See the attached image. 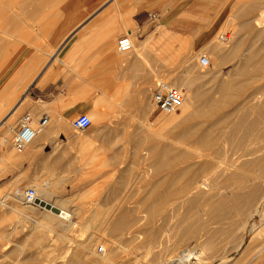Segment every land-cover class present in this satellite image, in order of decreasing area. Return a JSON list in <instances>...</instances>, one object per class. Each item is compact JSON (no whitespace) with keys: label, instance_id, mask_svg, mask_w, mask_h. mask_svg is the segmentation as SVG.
<instances>
[{"label":"rangeland","instance_id":"obj_1","mask_svg":"<svg viewBox=\"0 0 264 264\" xmlns=\"http://www.w3.org/2000/svg\"><path fill=\"white\" fill-rule=\"evenodd\" d=\"M251 1L252 0H250V1L249 0L232 1V3L230 4V8H229V14L223 20V23L220 26V28H223L222 32H221V29L219 28L220 38L218 41H222V46H223V50H224L223 52H226L229 50L232 51L234 48L233 46H235L234 45L235 42L240 39L239 45H238V47H240V48L238 49V47H237V49L239 51L237 49H234L236 51L234 58L232 56V59L231 58H229V60L227 59L228 61L223 60L222 59L223 57H221L223 53L220 50L215 49L212 46V44H210L211 43L210 39H208L204 43H201V45H199L198 48L186 46L183 48L177 47L175 49L173 47L172 48L170 47L167 49L166 52L161 53V55H159V56L157 55V58H156V57H154V54H152V53L156 52L155 49L158 47V44L155 43V45H153V47H152L151 54L148 55V58H152L154 65L160 64L159 63L160 61H165L166 69L161 70V67H160V69L156 70V69H153L151 66L147 67V68H149V71H150L149 75H151L150 87H152L155 84V82H157L158 80H166V81L172 83V81H174V79H177L176 76H179L181 74L179 76V77H181L182 73L184 71L187 73L190 71V73L192 72L195 74H199V72H200L199 67L194 68V67H191L192 65L187 66L184 63V60H185L184 56L185 57L191 56V58H192V55L194 54L192 52H195V51H198L197 53L204 52L206 54V56L208 57V59H209L208 69H205V71L207 70L209 72L208 74H211V72H213L214 74L217 73L218 75L219 74L220 75L225 74L224 71L229 70L232 67V65L235 64L234 66H236V60L238 61L237 53L241 54L242 51H244L243 53H249V51H251V49H252L253 51L254 50L258 51L261 55H264V46H262L260 39L258 38L259 39V41H258V39L256 38L257 36L254 35L255 36L254 37L252 35L254 30L257 31L258 28L256 29L255 26L251 24L250 27L253 26V29L251 31H249V33H248L247 31L245 32L243 30L244 27L241 26L242 25L241 22L245 19L242 17V15H243V13H245V11L247 9L246 7L249 6V3ZM254 2L256 3V5L253 9H250V11L251 10H253V11L250 12L251 14H249V18L251 15L256 16L257 14H259L258 12H261V6L259 4L260 1L254 0ZM37 3H38V1H35V0H0V30H3V29H6V30L8 29L9 31L12 30L15 32V34L17 36L16 37L17 41L14 39V41H16L17 43L13 42V44L11 45V42L6 43L3 40L4 38H8V37H5L6 35L4 36V34H2V32L0 31L1 32L0 35L2 34L4 36L3 39L1 38L2 35L0 37V53H1L0 54V62H2L4 60V54H6V57L7 56L12 57L11 61H12V63H14V64H11L10 66L3 68L2 71H0V89L4 85V83L7 81V79L9 78L11 73L13 72V70L20 64V62L22 63L25 60V56L31 54L34 58V63L36 64V67H37L36 68L37 71H35L33 74V81L38 78L39 74L45 69L46 63L48 62V59H46L47 57H45V55H43V53H42V49L41 50L40 49H32V50L29 49V47L31 46L32 43H33L32 44L33 46H41V45L44 46V44H45V41L42 40L41 38L37 39L39 36L35 32L36 27H33V24H31L33 19H30L28 17L30 12L31 11H39V10H44V11H46V10H65V9L67 10L68 8H71L70 7L71 4L66 3L65 0H44L42 3L43 6L39 5V4H41L40 2L38 4ZM73 4H75V3L73 2L72 5ZM11 6H12V8L15 7V9L19 8L18 11L23 10V12L21 11L22 15L20 14L22 17H19V20L17 18H15L14 14H12ZM258 8H259V11H258ZM238 13L241 14V16ZM237 17H239V18L237 19ZM246 18L249 19L248 17H246ZM251 18H252V16H251ZM159 25H160V23H158L157 21H154V22L148 21L145 24V28L152 31V30H155V28ZM20 28H21V30H18ZM124 28L125 29H123V31H120L117 35L114 36L113 51L115 53H117V59H118L117 60L118 65L115 67L114 72L115 71H117V72H116V74L111 75V78H112V80L110 81L111 87L108 90H104V92L109 95L113 91L116 90V87L118 84H121V85L127 84L126 92L128 93V96H129L128 98L130 100H132V98L133 99L134 98H142L144 102H147L149 104H153L152 92L150 95L149 93H145L142 90L143 86L146 85L145 81H144L145 75L144 74H134V72H131V70L129 68H127V65H121L120 64V62H122L121 60L123 58L131 57V56H133V54L136 55V52H139V49L137 50L138 44L140 42H142L143 40H145L147 36H146V34L143 33V31L137 29L134 26L131 27L130 25L126 24ZM158 29H159V27L156 28V31ZM128 30H131V32H132V34L130 33L132 38L128 35L132 41V47L130 50H128L126 52L119 53L116 50V41H117L119 36L127 34ZM14 32H12V33L14 34ZM251 32H252V34H251ZM21 33H23V34H21ZM251 35L253 38H256L257 41L253 42V38L251 37ZM28 36H30V37H28ZM137 36H138V38H137ZM43 37L44 36L42 35V38ZM19 39H20V41H19ZM244 40H246V41L244 42ZM150 41H152V40H150ZM14 43H15V45H17L15 47V49H13V47H12V49L9 48L11 46H15ZM151 46H152V42L150 43L149 41H147L146 47L151 48ZM259 46H261V49L259 48ZM212 47L214 48V50ZM185 49L187 52L185 51ZM189 49H190V51L191 50L192 51L189 52ZM183 51H185L184 54H183ZM15 52H16V54H14ZM20 53H21V56H20ZM46 53H48V52H46ZM49 53H51V51ZM137 54H139V53H137ZM140 54H139V56H142V53H140ZM14 55H17L18 58L17 57L15 58ZM167 55H169V57L167 58V60H165V56H167ZM182 55H184V56H182ZM13 59L16 62L13 61ZM36 61H37V63L42 62V64L39 65L36 63ZM220 63H221V65H220ZM257 63H258V61L255 62V65L252 64L249 66V68L247 67L249 69V70L247 69L249 74H250V71L253 72V70L255 69V68H253V65L255 67L258 65ZM188 67H189V69L187 70ZM162 68L164 69V66ZM227 68H229V69H227ZM217 70H218V72H217ZM261 70H262V68H261ZM185 74H184V77H185ZM241 75H240V73L236 74L233 71L231 73V77H233L239 81H241V79H244L245 77L246 78L249 77V75L245 76V77H244V75H242V76ZM255 76H258V77H256L254 79L255 81L252 80L253 82L251 81V85H248V86L253 87L252 89L257 87L258 89L262 88L264 90V84H262V83H264V70L258 72L257 75H255ZM33 81L31 80L29 85L26 86L27 88L23 87V86H22V88H19V90L17 91V96L15 98H13L14 100H11L12 103L9 106L7 105L4 107V110L2 113L4 115H2L0 117V119L8 113L11 106L13 107V105L17 102V99L19 97L23 96V94H26L30 100V102L26 103L24 107L29 106V105H32V106L36 105V103H34L36 100V97H35V95L31 96V92H30L31 91L30 85ZM259 86H260V88H259ZM155 87H156V85H154L153 89ZM124 90H125L124 88L121 89V94L124 93ZM182 91H183V93H185V91L183 89H182ZM261 92H263V91L261 90ZM119 99L121 101L122 96ZM120 101H118V98L116 99L117 103H119ZM24 107L17 109V112L15 111V113L12 117V120H9V121H11V123L8 121L9 123L3 124L2 128L0 129V131L1 130L4 131L6 129L5 134H1L0 137L5 138L6 133H8L7 140H8V145H9L8 150L5 149V147L0 146V155H1V158L3 161L2 162L3 164L0 163V202L3 201V203H4L3 205L2 204L0 205V215L2 214V216H6L5 218L0 216V217H2V219L0 218V264H60V263L61 264H70L69 262L65 263L67 260L65 257H67L69 254H71L72 248H74V249L78 248L79 242L87 244L89 246V249H94V251L100 255V254H103L105 252V250L106 251L109 250V248L111 247L110 244L112 243L113 239H115V242L119 241L118 244H119V246H121V247H118V249H117L118 252H116L119 254V256H118V254H116V256L114 257V261L116 264H148V263L149 264H156L158 261L161 260L162 255L165 257L168 254L170 256L172 253L173 256L174 255L179 256L180 251L183 250V247L184 248L187 247L188 249H193V250L195 248L194 251L197 252V255H199V257H198L199 258L198 259L199 264H219L218 263L219 257H221V255L229 258L228 264H235L236 262L237 263L240 262L239 264H244L245 259H243L242 261H241V259H239L241 257L239 255L242 253V249L241 248L234 249L233 246L231 247V244H233L234 242H232V241L230 242L229 240H233L232 237L226 239L229 242L224 240L225 242H227V244L222 241V243L224 244L223 250L221 249L220 252L215 253L216 255H214V254L208 255L206 252H204V254L202 255L203 256L202 258L200 256V254L198 253V250H200V247L196 243H194V242L190 243L187 241H183L184 243L179 242L180 238H181V240H183L184 238L183 239H182V237L178 238L181 231L179 230V226H178V224H176V222L178 223L177 218L181 217V215L184 213L185 210L183 208L182 209L180 208L179 211L177 212V216L179 215L178 217L175 214L174 217L173 216L171 217L172 219L169 218V220L167 219L166 221H162V220H160V217L158 216L150 222L145 221V218L147 217V212L145 210L147 209V206H149L153 203L152 201L154 199V198H152L151 200H149L147 198V195H148L149 191H151V187L154 186V187H152V188H154V193H153L152 197L156 196L155 197V199H156V198H159L160 196H162V194L164 193L163 190H165V189H163V187H164L163 185L162 186L159 185L161 183L160 180L165 178V175L170 170V169L168 170V168L167 169L164 168L165 170H163V171L161 169H159V175L157 174V175L153 176V173L155 171V168H154L155 166L153 164H155V163L152 161L154 159H156L157 156L154 159H152L151 161H142V162L141 161H134V162L132 161V162H128V163L122 162V163L117 164L116 163L117 161L113 160L112 162L110 161L112 164L109 162L111 165L108 163L107 165H104V166L101 164V162H95V163L87 164L81 170L75 169L76 166L79 165L80 162L69 161V162H64V167L59 171H55L56 173H54L53 176L50 175V172L49 173L44 172V170L42 168L44 162H42L40 160L41 159L40 155L46 152L45 151L46 147H43L41 153L37 154L33 159H30L28 161H24L20 164H14L13 162H11V160L7 161L9 159H7V160L4 159L5 157H3L2 155L3 154L7 155L6 150H7L8 154H9V152H13V154L15 153L14 155L17 154L11 148V144H10L11 132H9V129L12 128L16 124L17 119L22 114L29 112L30 115L35 120L39 116H41V112L44 109L43 108L42 110H39L38 114H35L33 111L26 110V108L24 109ZM103 108L106 112V117L104 119H101V120H98V119L96 121L94 120L95 122L93 121L91 126L85 132L86 136L91 137L92 140L94 141V142L93 141L92 142L95 143V145L93 144L90 147L92 151L89 154L83 155V154L76 153V152L72 153V151H71L72 147H68V148H65V150H64V152H65L64 157H66V158H81V157L118 158L120 161L127 159V158H130V157H134V156L135 157H142V156L152 157L153 155L151 153V148L153 147V144L155 142L174 143L176 138H177V132H176L177 130H176V127L173 125H171L169 127L167 126L168 128L156 129V126H155V122H156L155 120H157L156 115L160 114L161 116L159 115L160 117L158 116L157 118H162V119L167 118L166 117L167 115L165 116V114L161 113L159 110H156L155 105H154V110L147 117L148 121L147 120H145V121L141 120L142 119L141 114L137 111L136 107L131 106L129 104H127L126 106H121V105L116 106L114 104H110V105L103 106ZM36 115H37V118H35ZM88 115L90 117V114H88ZM131 115H135V116L132 117ZM50 120L65 121L61 118H59V119L54 118L53 119L52 117H50ZM146 124H147V126H146ZM67 125L69 126V123H67ZM156 125H158L157 122H156ZM114 126H117V128L113 129L112 127H114ZM172 127H174V129ZM109 128H112V129H109ZM123 130L129 131L132 134V136L128 137V138L126 136H123L121 133ZM73 132L75 133V131H73ZM107 137H109V139ZM171 140H173V142ZM134 141H139L140 144H138V145L132 144V142H134ZM104 143H107V144H104ZM173 147L175 148L174 145H173ZM96 148H98V151L94 152L95 150H93V149H96ZM3 150L5 151V153L1 154V151H3ZM10 154H12V153H10ZM19 154L20 153H18L17 155H19ZM157 158H161V154ZM11 163H12V165H11ZM130 164H131V167H130ZM132 167H134L135 169L134 168L132 169ZM138 167H139V169H138ZM151 168H153L154 170ZM119 169H120V172H119ZM121 169H122V171H121ZM51 174H53V173L51 172ZM133 174H134V176H133ZM120 176H121L120 181L123 182V180H125V182H123L122 185L120 184L121 182H119V180H117V178ZM37 177L41 178V180L50 179V180H52V182L57 181L58 183H61V184H62V182L65 181L63 183V185H60V184L57 185L56 183H53V185L50 186V190L52 189V190L56 191V192L52 193L53 194L52 198H54V199H59V198L60 199H62V198L63 199H69V200H67L68 201L67 202V208L70 212H72V220L75 222L73 224V227L70 229L71 231H68L66 233V232H64V230L61 229V226L59 225V223L57 221H54L53 224H51L48 220L43 219L41 217L42 216L41 213L45 212V211L42 209V206H37L36 207V213H31V211L26 209V207H25L26 204L24 205L23 203H20V202L14 203V200L12 198L13 197L12 194L15 190L14 188H19L21 191H23L25 188L31 187L28 185L30 179H34ZM122 177H124L126 179H124ZM121 179H123V180H121ZM61 180H62V182H61ZM126 180H127V183H126ZM116 181H118L117 183H119L120 185H116ZM157 181L159 183H157ZM142 182H143V184H142ZM144 183L146 185H144ZM141 184H142V186H141ZM152 184H154V185H152ZM118 187H119V189L116 190V188H118ZM124 187H125V189H124ZM111 188L116 191V194L115 193L114 194L109 193V190ZM159 193H160V195H159V197H157ZM154 194H156V195H154ZM117 196L118 197L120 196L119 199L117 198ZM125 198H127V200ZM117 200H119L118 203H117ZM124 200H125V203H122V201H124ZM119 203L122 205L124 204L123 206H125V207H127V206L130 207V209L132 207V209L130 211L133 212L131 214H134V215L131 217H136V215H138V216L140 215V216H143V219H144L143 223L144 222L149 223L148 224L149 227L146 224H145L146 226L144 225L145 229H143V227H141L142 232L140 230V232L134 233V235H132L133 237L135 236L134 238L131 235H129V239L131 241L130 240H128L129 242L124 241V242H126V243L123 242L125 245L123 243H121L123 241L122 238L120 239L119 235L117 237V235L115 233H112V231L110 230V226L107 225V223H109V221H111L110 219H114L115 215L117 214L116 213V212H118L117 206L119 205ZM149 203H151V204H149ZM14 204L16 205L17 211H16ZM122 205H120V206H122ZM196 207H198V206H196ZM10 208H11V210H10ZM203 208H205V206L199 207V209L201 210L200 212L203 211V214H204ZM12 209H14V210H12ZM77 210H79L80 214L75 215ZM74 211H76V212L74 213ZM181 212H183V213H181ZM93 213L94 214L99 213L98 215H100V216L97 215V217L92 218L91 215ZM178 213H180V214H178ZM202 215H201V218L205 221L204 218H207L208 215L207 214H205L204 216H202ZM206 215H207V217H205ZM40 218H41L40 221L43 222L42 224H44V223L47 224V226H49L50 229L48 227L43 228L40 225L36 224L37 219H40ZM208 219H209V217L206 219V222L209 223V224L207 223V225H209V226H207L206 228L209 229V228H211V225H210L211 221H209ZM87 221L90 223L91 222H93V223H91L92 225L91 224L89 225V228H86L83 230L82 224H85L84 222H87ZM101 223H102V225H101ZM254 223H256L254 226V228H256L258 226V223H259L258 215H254L253 218L250 220L249 224L247 225L246 237H249L250 227ZM142 224H140V226ZM164 224L166 226H164ZM174 224H176V225H174ZM211 224L214 227L213 222ZM173 225H174V227H173ZM140 226H138V227L140 228ZM177 226H178V228H177ZM34 228H37L38 230L36 229L37 230L36 231ZM181 230H182V228H181ZM39 231H40V233H39ZM177 231H178V233H177ZM203 231H205V229ZM203 231L200 234V235H202V236H200L201 239H203V234H202V233H204ZM61 233H63V234L65 233L69 238L71 237L70 239L72 241L66 240L65 244H63V246L60 245V242L57 240V238L59 237V235ZM147 235H149V236L152 235L153 237H155V239H156L155 245L156 246L153 245L154 249H153V247L151 248L150 244L148 243V241L152 240V239H150L151 237H149ZM177 235H178V237H177ZM40 237L42 238L41 241H40V239H36V238H40ZM34 238L37 240L36 242H35ZM90 238H91V241H93V242H91V244H90V241L88 243V240ZM118 239H120V240H118ZM155 239H153V240H155ZM220 239L222 240L221 237H220ZM158 240H159V242H157ZM145 241H147V242H145ZM190 241H192V240H190ZM185 242H187V243H185ZM35 243H37V244H35ZM127 243H129V244H127ZM178 243L180 246L178 245ZM229 243H231V244H229ZM93 244H94V246H92ZM103 244H107L108 246H104ZM111 245H113V244H111ZM163 247H165L166 249ZM196 247H198V248H196ZM221 247H222V244H221ZM111 248H110V250H111ZM170 248L171 249L174 248V249L171 250ZM111 251H112V253H114L113 250H111ZM87 252H88L89 256L92 254V252L90 250H87ZM119 252H121V253H119ZM67 253H68V255H67ZM93 256L96 258H99V257H97L98 255L93 254ZM182 263L185 264L186 262L183 261V262H181V264ZM262 263H264V260H262L260 262V264H262Z\"/></svg>","mask_w":264,"mask_h":264},{"label":"bare ground","instance_id":"obj_2","mask_svg":"<svg viewBox=\"0 0 264 264\" xmlns=\"http://www.w3.org/2000/svg\"><path fill=\"white\" fill-rule=\"evenodd\" d=\"M35 1H38V3L40 2L41 4H39V5L43 6L42 3L44 0L43 1L41 0L42 2L40 0H35ZM259 1H260L259 4L261 6V12H258L259 11V8H258L257 12L259 14H257L256 16L251 15L252 18H251V16L249 18V14H251L250 12L253 11V10L250 11V9H253L256 5L254 0H252L250 3L248 2L249 6L246 7L247 9H246L245 13H243V15H242V17L245 19L242 22L241 21L240 22L242 24L241 26L244 27V29L243 28L242 29L245 32L247 31L249 33V31H251L253 29V26L250 27L251 24L254 25L256 29L258 28L257 31L254 30V32L252 31L253 34H252V32H251V34L253 36L254 35L257 36L256 38L257 39L259 38L261 43H262V46H264V0H259ZM18 9H15V7L12 8V6H11L12 14H14L15 18H17L19 20V17H22L21 11L23 12V10H21V11L19 10L20 11L19 12ZM239 15L241 16V14H239ZM239 17H237V19ZM246 17H248L249 19H247ZM124 25H126V24H124ZM220 29L222 32L223 28H220ZM18 30H21V28ZM0 31L2 32V34H4V36L6 35L5 37H8V38H4V36L2 34H1L2 37L0 35V37L2 39L4 38L3 40L6 43L11 42V45H12L13 42L17 41L16 40L17 36H16L14 31H12V30L9 31L8 29L7 30L3 29ZM12 32H14V34ZM218 32H219V30H218ZM218 32L217 33L215 32V35L211 37V39H210L211 43L210 44H212V46L215 49L220 50L223 53L221 56V57H223L222 58L223 60L226 61L227 59L229 60V58L232 59V56L234 58L235 53H236V51L234 49H237L240 39L235 42V44H234L235 46H233L234 48L232 51L229 50V51L223 52L224 50H223V46H222V41H218L220 38V35H219L220 32L219 33ZM45 33H46V31H45ZM21 34H23V33H21ZM128 35L132 38L130 33ZM252 35H251V37H252ZM55 36H53V38H55ZM129 36H128V38H129ZM28 37H30V36H28ZM192 37H190V38H192ZM39 38H37V39H39ZM150 38H151V35L147 39L143 40L142 42H140L138 44L137 50L139 49V52H136V57L142 58L145 60V57H146L145 55L147 53H150L148 51V49L146 48V43H147V41L150 40ZM256 38H253V42L257 41ZM14 39L16 41H14ZM50 39H51V37H50ZM259 39H258V41H259ZM129 40H130L131 47H132V41L130 38H129ZM19 41H20V39H19ZM189 41L190 40L188 39L187 43ZM245 41L246 40H244V42ZM190 42H192V41H190ZM190 42H189V45H191ZM14 45H15V43H14ZM46 45H48V43ZM189 45L187 44V46H189ZM16 46L17 45L11 46L9 48L12 49V47H13V49H15ZM214 48H213V50H214ZM239 48L240 47H238V49ZM259 48L261 49V46H259ZM186 49H185V51H186ZM185 51H183V54L185 53ZM191 51L189 49V52H191ZM197 52L198 51L192 52V53H194L192 55V58H191V56H186V57L184 55H182V56H184V58H185V60H184L185 65H187V66L192 65L191 67H194V68L199 67L200 68L199 74H195L192 72L190 73V71L187 73L184 71L187 75L183 72L182 73L183 77L182 76L179 77L181 75L180 74L179 76H176L177 79H174V81H172V83L169 82L171 85L177 87L182 92V94H183L182 103L176 109L172 110L171 112H161V113L165 114V116L167 115L166 116L167 118H163V119L157 118V120H156V122L158 123V126L160 128H163V127L168 128L171 125L175 126L176 130H177V131L175 130L177 132V138H176L174 143H169V142L165 143L166 145L164 147L163 154H161V158H156L152 161L155 163L153 165L155 166L154 168L156 171V172L154 171L153 176H155L157 174L159 175V169H161L163 171V170L168 168V170L169 169L170 170L165 175V178L160 180V182L162 184L160 183L159 185H161V186L163 185L164 186L163 189H165V190H163L164 193L162 192L163 193L162 196L159 197V195H160V193H159L157 196L159 198L155 199L156 196L152 197L153 193H154V188H152V187H154V186L151 187V191H149V193L147 195V198L149 200H151L152 198H154L155 200L153 199V201H152L153 203L150 201L152 204L149 203L151 205L147 206V209L144 207L146 209L145 211L147 212V217L145 218V221L150 222L158 216L160 217V220H162V221H166L167 219L169 220V218H171L172 216L174 217L175 214L177 216V212L179 211V209L183 208L185 211H184V213L181 212L183 214L181 215V217L177 218L178 223L176 222V224H178V226H179V230L181 231V233L179 232L180 233L179 237H178V235H177V237L178 238L182 237V239L184 238L183 240H181V238H180L179 242L187 241L190 243L191 242L196 243L200 247V250H198V253L200 254V256L202 258L203 257L202 255L204 254V252H206L208 255L209 254L216 255L215 253L220 252L221 249L223 250L224 244L222 243V241L223 242L228 241L226 239L232 237V239L234 241L233 240H229V241L230 242L232 241L234 243L233 244L229 243V244H231V247L233 246L234 249H238V248L242 249V253L240 255L239 254L238 255L241 256L239 258V259H241V261L243 259H245L244 264H260V262L262 260H264V90L262 88L258 89L257 87L252 89L253 87L248 86V85H251L252 80L255 81L254 79L256 77H258L255 75H257L258 72L264 70L263 69L264 68L263 67L264 66V57H263L264 55H261L258 51H255V50L253 51L252 49H251V51H249V53H243L244 51H242L241 54L237 53V57H238V61L236 60V66L237 67L234 66L235 65L234 64V65H232V67L230 69L227 68L229 70L224 71L225 74H223V75L219 74L220 75L219 76L217 73L214 74L213 72H211V74H208L209 72L207 70L205 71V69H208V65L202 66L199 64L198 58H199V55L201 54V52L200 53H197ZM121 53H123V52H121ZM137 53H139V54L142 53V56H139V54H137ZM14 54H16V52ZM54 56L55 55H53V57ZM11 58L12 57H8V56L6 57V54H4V60L2 62H0V65H1L0 71H2V69L5 67L10 66L11 64H14V63H12ZM14 59H13V61H15ZM257 61H258L257 64L259 66L257 65L258 67L257 66L254 67L255 62H257ZM147 63H148V61H147ZM148 64H147V66H148ZM252 64H254L253 68H255V69L253 70V72L250 71V74H249L248 68ZM220 65H221V63H220ZM36 68H37L36 64L34 65L33 61H31V59L27 58L26 60H24L19 66H17L13 70V72L11 73V75L9 76V78L7 79V81L4 83V85L2 87L9 84V85H12L11 87L14 88V87L18 86L17 85L18 81H21L20 86L26 87L27 85H29L31 80L33 81V74L35 71H37ZM261 68H262V70H261ZM188 69H189V67L187 68V70ZM232 71L235 72L236 74L240 73V75L242 74V75H244V77L249 75V77H247V78L245 77L244 79H241V81L236 80L235 78L231 77ZM217 72H218V70H217ZM184 74H185V77H184ZM160 81H166V80H158L157 82H155V84H157ZM15 82L17 84H15ZM262 84H264V83H262ZM259 88H260V86H259ZM182 89L185 91V93H183ZM261 90L263 92H261ZM0 92H1V90H0ZM119 93H121V92H119ZM125 93H123V94L125 95ZM115 94H116V92H115ZM121 96H122V94H121ZM113 98H114V96H113ZM115 99H117V97H115ZM118 101H120V99H118ZM28 102H30V100L26 94H23V96L19 97L17 99V102L13 105V107L11 106L8 113L0 119V129L2 128L3 124H8L9 122L11 123V121H9V120H12V117H13L15 111L17 112V109L24 107L25 104ZM123 102H124V100H123ZM120 103H122V101ZM42 105H44V103H42ZM119 106H120V104H119ZM31 108H33V106ZM35 110H38V108ZM98 110L99 109H97V111ZM31 111H32V109H31ZM103 111H102V113H103ZM33 112H34V109H33ZM100 112H101V110H100ZM100 112H98V113L100 114ZM98 113L92 114V116H90V118L92 120L91 122H93L94 120L95 121L97 120V119H94L96 117H94L93 115L97 116ZM104 117H106V115ZM146 126H147V124H146ZM12 128L9 129V132ZM172 128L174 129V127H172ZM44 129H46V127ZM48 131H46V132H48ZM43 134H45V133H43ZM43 134H42V136H43L42 138H44ZM39 135L37 137H39V139H40ZM36 136L33 140L37 139ZM45 136H46V134H45ZM82 137H80L81 139H79V140H82ZM171 141L173 142V140H171ZM5 142H6V138L0 137V144L5 145ZM31 142L24 148V150H22L21 152H16L17 154L20 153L19 155H17V154L14 155L15 153L13 154V152H9V154H8V152H7V150L9 149L8 148L6 150L7 155L3 154L2 156L5 157L4 159H6V160L9 159L7 161L11 160V162H13V163H14L13 160L18 161V163L20 161H21V163L24 161H28L31 159L32 153L35 154V152H33V151H35V149H33V148L36 145L34 146L33 144H31ZM33 143H34V141H33ZM36 143H39V141L35 142V144ZM30 144H31L32 148H30ZM40 145H42V144H40ZM173 145L175 146V148L173 147ZM3 151H1V154L5 153V151L4 152ZM153 152L158 153L160 151L155 150ZM10 153H12V154H10ZM32 158H33V156H32ZM130 160L131 159H129V161ZM146 160L147 159H145V161ZM134 161H136V160H134ZM2 162L3 161L1 158L0 163H2ZM55 162L57 163V161H55ZM141 162H142V160H141ZM58 163H61V162H58ZM49 164L51 165V163H49ZM57 164H56V166H57ZM11 165H12V163H11ZM47 166H49V165H47ZM47 166H45V167H47ZM60 166H62V165H60ZM51 167H52V165H51ZM130 167H131V164H130ZM47 168H45V169L48 170L49 168L48 169ZM56 168L54 167V169H52V170L50 169L46 172H48V173L50 172V175L53 176L54 173H56L55 171L58 170ZM58 168H59V166H58ZM78 168H80V167H78ZM133 168L134 167H132V169ZM138 169H139V167H138ZM151 169H153V168H151ZM121 171H122V169H121ZM51 172L53 174H51ZM133 176H134V174H133ZM118 178H117V180H119V182H121L120 184L122 185L123 182H125V180L121 179V180H123V182H122V181H120L121 176ZM122 178H124V177H122ZM39 179L34 178V179L30 180L28 183V185L31 186L35 190L37 202H35L34 204H31V205L26 204V206H25L26 209L31 211V213H36V207L42 206V209L45 211V212L41 213L42 214L41 217L43 219L48 220L51 224H53L54 221H57L59 223V225L61 226V229L64 230V232H66V233L68 231H71L70 229L73 227V224L75 222L72 220V212H70L67 208V202H68L67 200H69V199H63V198L62 199H60V198L54 199V198H52V195H53L52 193L54 192V190H52V189L50 190V186L53 185V183H56L57 185H59V184L61 185V183H58L57 181L52 182V180H50V179H46V180H41V178H39ZM124 179H126V178H124ZM61 182H62V180H61ZM117 182L118 181H116V185H120ZM126 183H127V180H126ZM157 183H159V182L157 181ZM142 184H143V182H142ZM142 184H141V186H142ZM144 185H146V184L144 183ZM152 185H154V184H152ZM14 189H15L13 192L14 195L12 194V196H13L12 198L14 200V203L20 202V203H23L25 205L23 198L21 196L22 191L19 188H14ZM117 189H119V187L116 188V190ZM124 189H125V187H124ZM156 194H154V195H156ZM119 197L117 196L118 199H119ZM125 199L127 200V198H125ZM118 202H119V200H117V203ZM122 203H125V200L122 201ZM1 204L2 205L4 204L3 201L0 202V205ZM47 205H49V206H47ZM120 205H122V204L119 203V205L117 206L118 210L117 209L116 210L118 212L115 211L117 214L116 215L114 214L115 215L114 219H110L111 221H109V223H107V225L110 226V230L112 231V233H115L117 235V237L119 235L120 239L122 238L123 241L121 240L122 242L121 241L120 242L123 243L124 241L129 242L128 241V240H130L129 235L132 236V235H134V233L140 232V230L142 232L141 227H143V229H145L144 225L146 224L148 226L149 223H146V222L143 223V220H144L143 216L136 215V217H131L134 215V214H131L133 212L130 211L132 209V207L130 209V207H128V206L127 207L123 206L124 204L122 206H120ZM199 205L201 207L205 206V208H203L204 214H203V211L200 212L201 210L199 209V207H200ZM196 206H198V207H196ZM11 208H10V210H11ZM15 208H16V205H15ZM54 208H56L57 211H54L53 210ZM12 210H14V209H12ZM16 211H17V208H16ZM75 212L76 211H74V213ZM94 213L91 215L92 218L97 217V215L100 212L98 214H94ZM76 214L77 215L80 214L79 210H77L75 215ZM178 214H180V213H178ZM205 214L208 215V217H209L208 220L211 221L210 222L211 228H209V229L206 228L207 226H209V225H207L208 222H206V219L208 218L207 215L205 216L207 218H204L205 221L201 218V215L204 216ZM254 215H258V218H259L258 226L256 228H254V226L257 222L252 224V225L250 224L251 225L250 230H249L250 235H249V237H246L247 225L249 224L250 220L253 218ZM0 216H2V214ZM98 216H100V215H98ZM2 217L5 218L6 216H2ZM2 217H0V218L2 219ZM40 220H41V218L37 219V222H36L37 225H40L43 228L48 227L50 229V227L47 226V224H45V223L42 224L43 222H41ZM212 222H213L214 227L211 224ZM84 223L85 224H82L83 230L86 228H89V225L93 222L90 223L87 221ZM140 224H142V225L140 226ZM176 224H174V225H176ZM101 225H102V223H101ZM174 225H173V227H174ZM138 226H140V228ZM164 226H166V225L164 224ZM178 226H177V228H178ZM180 227L182 228V230ZM37 228H34V229L36 230ZM204 229H205V231H203ZM202 231L204 232V233H202L203 239L200 238V236H202V235H200ZM39 233H40V231H39ZM177 233H178V231H177ZM147 236H149V235H147ZM149 237H151L150 239H152V240H149V241L147 240V241L152 248L153 245H155L156 239L152 235ZM220 237L222 238V240L220 239ZM70 238L65 233L64 234L61 233L59 235V237L57 238V240L60 242V245L63 246V244H65L66 240L72 241ZM36 239H40V241H41L42 238L40 237V238H36ZM36 239H35V242L37 241ZM120 239H118V240H120ZM153 239H155V240H153ZM159 240L157 242H159ZM190 240H192V241H190ZM89 241H90V244H91V242H93V241H91V238L88 240V243H89ZM147 241H145V242H147ZM118 242L119 241L115 242V239H113L112 243H111L113 245L110 244V246L112 247V248L111 247L110 248H111V250H113L114 253H112V251L109 248L108 251L105 250V252L103 254H100V255L97 254V252H95L94 249H89V246L87 244L79 242L78 248H76V249L72 248V250H71L72 252L69 255L67 253L68 256L65 258L68 261L66 260L65 263L69 262L70 264L71 263L72 264H116L114 261V257L116 256V254H118V253H116V252H118L117 251L118 247H121V246H119ZM126 242H124V243H126ZM187 242H185V243H187ZM225 243L227 244V242H225ZM35 244H37V243H35ZM127 244H129V243H127ZM221 244H222V247H221ZM103 245L108 246L107 244H103ZM178 245H179V243H178ZM92 246H94V244ZM163 248H165V247H163ZM196 248H198V247H196ZM153 249H154V247H153ZM172 249H174V248H172ZM87 250H90L92 252V254L90 256L88 255ZM194 250H195V248H194ZM194 250L188 249L187 247H185V248L183 247V250L180 251L179 256H176V255L173 256L172 253L170 256H169V254L168 255L166 254L167 256H165V257L162 255V258L160 261H158L160 259L158 257L159 259L157 260L158 262L156 264H181V262H183V261L186 262L185 264H199V260H198L199 255H197V252H195ZM119 253H121V252H119ZM93 254L98 255L97 257H99V258L94 257ZM118 256H119V254H118ZM228 259L229 258L221 255V257H219L218 263L219 264H228V261H229ZM239 263L240 262H238L237 264H239ZM262 264H264V263H262Z\"/></svg>","mask_w":264,"mask_h":264},{"label":"crops","instance_id":"obj_3","mask_svg":"<svg viewBox=\"0 0 264 264\" xmlns=\"http://www.w3.org/2000/svg\"><path fill=\"white\" fill-rule=\"evenodd\" d=\"M232 1L235 0H65L66 3L71 4V8L67 10L31 11L28 17L33 19L31 24H33V27H36V34L47 42L44 46L41 45V47L33 46L32 43L29 49H42V53L47 57L46 59H48V62L38 78L30 85L31 96L35 95L36 97V105H34L33 108H31L32 105H29L24 107V109L26 108V110L30 111L34 109V113L38 114V111L44 108L41 115H45L48 119L45 125L46 129H43V131L39 133L40 135L38 134L40 139L43 137V133H45L46 136L43 134L44 138L40 140L37 135L36 138L38 140L35 139L33 140L34 143L33 141L31 142L34 146L36 145L35 147L33 146V149H35V151H33L35 154L32 153L33 158L41 153L43 147H46V152L40 155V160L44 162L42 167L44 172L48 173L46 171L52 170L54 167H57L56 169L58 170H55L59 171L64 167V162L69 161L80 162L79 165H77L80 168L76 166V169L78 168L77 170H81L87 164L95 162H101L104 166L113 160L117 161L116 163L119 164L122 162H132V160L145 161V159H147L146 161H151L155 156H160V154L163 153L165 142H155L153 144L151 148L152 157L134 156L121 161L118 158H66L64 157L65 148L72 147V153L76 152L86 155L92 151L90 147L93 144L95 145L92 138L86 136L85 132L87 130L75 131L70 125V120L82 113L92 116V114H96L100 112V110V114L98 113L97 116H93L96 117L94 119L101 120L104 119L106 115L103 108L106 104H114L116 106H119V104L122 106L129 104L136 107L144 121H148L147 117L154 110L155 104L145 103L142 98H132V100H130L126 92L127 84H118L116 91L109 95L104 92V90L110 89V81L112 80L111 75L117 72H114L115 67L118 65L117 53L113 51L114 36L125 29L124 24L136 27L143 31L146 36L151 35L150 40L152 41L149 40V42H152V46L151 48L146 47L150 53L145 55V60L133 54V56L125 57V60L122 59V62H120L121 65H127V68H129L131 72H134V74L145 75L144 81L146 86L144 85L142 90L151 95L153 87L156 84L150 87L151 75H149L150 71L147 67L151 66L156 70L160 69V67L162 70L166 69L165 61H160V64L157 63L158 65H154L152 58H148L147 55L151 54L153 45H155V43L158 44V47L155 49L156 52L152 53L156 58L157 55L159 56L161 53L166 52L168 48H183L186 47L187 44L189 45L190 41H192L190 42V47L198 48L201 43L211 39V37L215 35V32L217 33L223 20L229 14ZM73 2L75 4L72 5ZM150 13L158 14V19L156 21L160 23V25L157 26L159 27L157 31V27L152 31L145 28V24L151 21L148 18ZM128 33L132 34L131 30H128ZM42 35L45 36L42 38ZM53 36H55V38H53ZM188 39L190 41L187 43ZM47 43L48 45H46ZM47 51H51V53H45ZM53 55L55 56L53 57ZM16 57L17 55H15V58ZM32 57L31 54L27 55L25 56V60L29 58L34 63V58ZM168 57L169 55L165 56V60H167ZM37 64L41 65L42 62H38ZM163 66L164 69L162 68ZM15 84L17 83L15 82ZM17 85L18 86L14 88L9 84L1 87L0 117L4 115L2 114L4 107L12 103L11 100H14L13 98L17 96V91L19 88H22V86H20L21 81H18ZM123 88L125 89L124 93L126 92V96L122 94L123 97L121 101L123 104L120 103L121 101L117 103L115 97L118 99L121 98V93L119 92H121ZM42 103H44V105H42ZM37 108L38 110H35ZM97 109L99 110L97 111ZM159 115L157 114L156 116ZM131 116L134 117L135 115ZM49 117L53 119L61 118L65 121L50 120ZM35 118H37V115ZM67 123H69V126ZM155 126L156 129H162L156 125V122ZM112 128H117V126ZM5 130H1L0 135L5 134ZM73 131H75V133ZM121 133L127 138L132 136L129 131L123 130ZM7 135L8 133H6L5 136V145L0 144V146L3 147L7 146L5 149L9 147ZM80 137H82V140H79L81 139ZM107 138L109 139V137ZM38 141L43 146L39 143L35 144V142ZM31 144L30 148H32ZM132 144L138 145L140 142L134 141ZM93 150L97 152L98 148ZM155 150L160 152L154 153L153 151ZM32 156L31 159H33ZM129 159L131 160L129 161ZM55 161L61 163H58V165ZM14 163L20 164L21 161L18 163V161L14 160ZM49 163L54 167L52 168ZM36 179H39V177ZM63 183L61 185H63ZM112 190V188L109 190L110 194L116 193L115 190Z\"/></svg>","mask_w":264,"mask_h":264},{"label":"built area","instance_id":"obj_4","mask_svg":"<svg viewBox=\"0 0 264 264\" xmlns=\"http://www.w3.org/2000/svg\"><path fill=\"white\" fill-rule=\"evenodd\" d=\"M148 18L151 21L158 19V14L150 13ZM131 49V43L127 35H121L116 41V50L118 52H126ZM208 57L204 52L199 55L198 62L202 66L208 65ZM183 100L182 92L168 81H160L152 91V101L155 104V109L160 112H171L176 109ZM48 119L45 115H41L37 120L28 113L22 114L14 127L10 130L11 148L15 152H21L24 148L35 138V136L42 132ZM91 118L88 114L82 113L70 120V125L75 131H85L91 126ZM25 204H34L37 200L35 190L32 187H27L21 194Z\"/></svg>","mask_w":264,"mask_h":264},{"label":"water","instance_id":"obj_5","mask_svg":"<svg viewBox=\"0 0 264 264\" xmlns=\"http://www.w3.org/2000/svg\"><path fill=\"white\" fill-rule=\"evenodd\" d=\"M36 202H37V200H36ZM47 206H49V205H47ZM53 210H54V211H57V209H56V208H54Z\"/></svg>","mask_w":264,"mask_h":264}]
</instances>
